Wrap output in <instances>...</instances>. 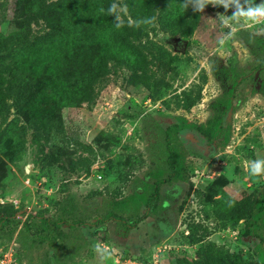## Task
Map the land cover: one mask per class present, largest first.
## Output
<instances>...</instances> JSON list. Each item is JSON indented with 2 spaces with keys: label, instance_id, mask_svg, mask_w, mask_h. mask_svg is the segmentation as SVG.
<instances>
[{
  "label": "rangeland",
  "instance_id": "1",
  "mask_svg": "<svg viewBox=\"0 0 264 264\" xmlns=\"http://www.w3.org/2000/svg\"><path fill=\"white\" fill-rule=\"evenodd\" d=\"M17 1L0 0V35L22 26ZM201 2L159 0L149 21L136 22L124 0H113L110 35L129 53L107 60L89 102L61 109L71 139L63 148L28 120L38 78L15 64L23 44L46 34L49 26L38 18L30 23L27 40L5 39L0 46V215L14 213L19 224L0 230L1 264H174L183 259L207 264L219 262L217 246L238 260L264 264V212L253 225L260 240L245 232L254 208L230 223L220 217L226 201L210 207L219 190L236 206L264 203V173L251 174V167L264 161V67L253 72L264 60V23L241 20L225 26L237 0H225L227 11L222 3H205L203 12H196ZM261 2L238 0L245 9ZM117 15L123 21L119 28ZM125 22L134 31L123 39L129 30ZM180 41L186 42L183 52L176 49ZM238 77L230 95L228 87ZM228 99L231 107L210 144L186 137L198 138L189 129L170 133L165 143L163 130L172 122L211 129ZM169 158L173 174L183 178L154 184L168 176ZM93 190L101 193L90 197ZM106 214L119 219L102 226L95 221ZM143 216L151 220L139 222ZM43 218L63 220V235L39 240L22 226L26 219ZM186 224H196L199 241L178 236L187 233Z\"/></svg>",
  "mask_w": 264,
  "mask_h": 264
},
{
  "label": "trees",
  "instance_id": "2",
  "mask_svg": "<svg viewBox=\"0 0 264 264\" xmlns=\"http://www.w3.org/2000/svg\"><path fill=\"white\" fill-rule=\"evenodd\" d=\"M124 1L131 17L136 22H147L152 18L159 0ZM17 3L24 22L16 31L10 30L5 35L1 34L0 46L14 37L23 41L27 40L28 31H30L29 25L31 22H36L38 18L43 19L49 26V31L46 34L23 44L19 49L15 64L24 70L31 71L38 78L35 95L27 105L28 120L36 121L45 135L59 139L62 148L68 147L71 145V139L64 131L60 116L61 109L77 105L82 101L89 102L93 97V85L98 78L106 74L107 60L117 57L124 59L122 55L126 56L129 53L127 46L116 44L110 35L113 30L111 22L114 13L109 14L108 9L113 0H53L50 2L18 0ZM177 5L178 2H175L173 8L178 9ZM125 24L129 30L123 33V39L134 31L133 24L129 22H125ZM219 119L218 115L217 122L209 130L202 131L199 128L207 140L215 135L220 125ZM186 125L187 123L181 120L178 124L166 126L163 130L165 143H169L170 133H174ZM169 159L170 172L168 176L156 179L154 184L183 178L181 173L173 174L171 170L174 169V163L171 158ZM100 193V190H93L88 195L93 197ZM216 193L219 196L211 199L210 207L216 209L218 203L226 201L220 217L230 223H235L238 218L247 217L251 209H255L248 218L245 232L248 235L256 236L253 225H256V219L264 212V203L249 202L243 208L234 205V201L228 200L222 190ZM153 195L152 193L150 201L154 200ZM28 219L24 220L22 226L30 228L39 240H44L48 236L63 235V231L59 227L63 220L43 218L34 222ZM107 219L117 220L119 218L112 214H106L103 217H96L95 221L101 222L102 226L103 221ZM18 224L19 220L14 217V213L0 215V230L8 226L15 229ZM73 224H82V222L76 221ZM185 227L187 233H178V236L181 235L188 243L200 240V237L194 236L196 224H186ZM101 230L99 229V231ZM256 237L259 238V235ZM259 239L261 240V238ZM216 249L219 254V262H206L207 264H260L259 261L253 259L238 260L232 252L223 246H217ZM261 252L264 255V251L261 250ZM186 261L185 259L177 260L174 264H187ZM189 263L205 264L203 260H190Z\"/></svg>",
  "mask_w": 264,
  "mask_h": 264
},
{
  "label": "clouds",
  "instance_id": "3",
  "mask_svg": "<svg viewBox=\"0 0 264 264\" xmlns=\"http://www.w3.org/2000/svg\"><path fill=\"white\" fill-rule=\"evenodd\" d=\"M247 2V0H246ZM205 3H222L224 4V9L227 11L229 9V5L225 2V0H202V2L196 8V12H203ZM187 7V3L184 5ZM115 12V6L111 5L108 9L109 14H113ZM227 23H224L225 26H229V21H235L240 23L241 20L244 21L245 24L251 22L252 24H261L264 23V0L260 4H253L245 9L243 6H240L237 0V9L233 12L227 19ZM123 21L121 20L120 15H117V24L116 27H122ZM235 29L230 31L226 38H222L220 40V44L223 45L227 39H230L234 35ZM264 173V161H257L254 167H251V174L253 176H258Z\"/></svg>",
  "mask_w": 264,
  "mask_h": 264
},
{
  "label": "flooded vegetation",
  "instance_id": "4",
  "mask_svg": "<svg viewBox=\"0 0 264 264\" xmlns=\"http://www.w3.org/2000/svg\"><path fill=\"white\" fill-rule=\"evenodd\" d=\"M184 42H185V41H180V42H178L179 45H176V49L179 50V51H181V52H183V51L185 50V48H186V42H185V43H184ZM262 67H264V60L262 61V63H261L260 65H258V66L255 68V70H254L253 72H256L257 70H259V69L262 68ZM240 80H241V78H239V77L236 78V79L232 82V84L228 87V88H229V93H230V95H231V93H233V91H234V89H235V86L239 83ZM230 103H231V102H230V100L228 99V100L226 101L225 105H224V106H221V108H220V112L218 113L220 119L222 118V116H223L224 114H226L227 110L230 109V107H231V104H230ZM218 115H217V117H216L215 122H217ZM220 119H219V122H220ZM183 121L186 122L185 120H183ZM178 123H179V121H177V122H172V123H170V124H178ZM186 123H187L186 126H182V128L178 129L177 131L182 130V129L194 130V132L197 134L198 138H195L194 136H192V135L189 134V133H186V137H188V138H190L191 140H194V141H195V140H200V138H201L202 140H204V141L206 142V144H210V143L212 142L214 136L216 135L217 131H218L219 128H220V125H219V127H218V129H217L215 135H213L212 138H209V140H207V137H205V135L202 133V131H205V130H202L199 126H196V125H193V124H189L188 122H186ZM170 124H168V125H170ZM168 125H167V126H168ZM199 128H200L202 131L199 130ZM177 131H175L174 133H176ZM172 133H173V132H172Z\"/></svg>",
  "mask_w": 264,
  "mask_h": 264
},
{
  "label": "crops",
  "instance_id": "5",
  "mask_svg": "<svg viewBox=\"0 0 264 264\" xmlns=\"http://www.w3.org/2000/svg\"><path fill=\"white\" fill-rule=\"evenodd\" d=\"M145 219H149V220H151V217H149V216H145V217H143V218H140L139 219V222H142V221H144ZM157 229H159V228H157ZM164 228H161L160 230H163ZM103 230V229H102ZM89 236H91V234H89L88 235V237ZM91 238H92V236H91ZM136 239V238H135ZM139 247V246H138Z\"/></svg>",
  "mask_w": 264,
  "mask_h": 264
},
{
  "label": "built area",
  "instance_id": "6",
  "mask_svg": "<svg viewBox=\"0 0 264 264\" xmlns=\"http://www.w3.org/2000/svg\"><path fill=\"white\" fill-rule=\"evenodd\" d=\"M100 176L99 175H96V178H99ZM0 264H1V262H0Z\"/></svg>",
  "mask_w": 264,
  "mask_h": 264
},
{
  "label": "water",
  "instance_id": "7",
  "mask_svg": "<svg viewBox=\"0 0 264 264\" xmlns=\"http://www.w3.org/2000/svg\"><path fill=\"white\" fill-rule=\"evenodd\" d=\"M185 43V42H184Z\"/></svg>",
  "mask_w": 264,
  "mask_h": 264
}]
</instances>
